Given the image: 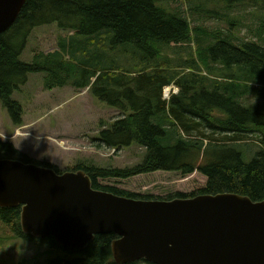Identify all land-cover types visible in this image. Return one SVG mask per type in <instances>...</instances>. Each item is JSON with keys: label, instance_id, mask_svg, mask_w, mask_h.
<instances>
[{"label": "trees", "instance_id": "obj_1", "mask_svg": "<svg viewBox=\"0 0 264 264\" xmlns=\"http://www.w3.org/2000/svg\"><path fill=\"white\" fill-rule=\"evenodd\" d=\"M215 1L187 0L186 7H171L169 0H26L13 25L0 33V102L15 124L22 123L14 95L30 75L41 73L47 89H89L94 98L118 110V117L99 131L98 145L114 151L138 145L145 155L131 168L81 162L70 170H84L95 189L137 199L238 193L262 201L264 0H252L256 10L251 16L245 15L248 0H219L223 13L210 6ZM203 16L226 23L227 29L217 34L206 30ZM50 23L70 35L59 37L55 50L23 61L32 30ZM243 26L251 38L240 35L237 28ZM166 87L172 88L168 98ZM0 159L65 172L1 139ZM157 171L183 177L199 172L206 183L166 197L140 196L101 183ZM21 211V206H0V219L21 240L47 246L52 256L45 264H119L112 252L117 235L99 234L85 249L69 248L53 237L24 232ZM141 262L151 264H128Z\"/></svg>", "mask_w": 264, "mask_h": 264}, {"label": "water", "instance_id": "obj_2", "mask_svg": "<svg viewBox=\"0 0 264 264\" xmlns=\"http://www.w3.org/2000/svg\"><path fill=\"white\" fill-rule=\"evenodd\" d=\"M26 0H0V33ZM0 206H21L24 232L85 249L115 234L119 264H264V200L238 193L137 199L93 187L84 170L0 159Z\"/></svg>", "mask_w": 264, "mask_h": 264}, {"label": "rangeland", "instance_id": "obj_3", "mask_svg": "<svg viewBox=\"0 0 264 264\" xmlns=\"http://www.w3.org/2000/svg\"><path fill=\"white\" fill-rule=\"evenodd\" d=\"M169 2L171 7H186L187 4V0ZM247 3L245 15L251 16V10H256V7H252L255 5L252 0ZM210 6L219 9L221 13L225 11L223 2L219 0ZM209 15L207 12V16ZM207 16H203L204 25L201 24L206 30L217 34L220 28L227 29L226 23ZM192 27H195V24H192ZM237 30L242 36H253L247 26ZM68 32L57 23L35 27L22 54L23 61H29L36 52L48 53L55 50L58 38L70 35ZM195 36L196 30L192 33L194 40ZM192 48L195 53L197 44L193 43ZM171 91V87H166L164 98H168ZM14 98L21 104L22 123L15 124L8 110L0 102V139L12 142L21 152L36 161L49 162L61 171H70L81 162L131 168L140 164L145 155L144 148L138 145L120 151L98 145L99 131L113 122L119 111L94 98L89 89L77 90L72 86H64L50 90L45 88L43 75L39 73L30 75L27 84L15 93ZM253 154L254 152L247 154V160H250ZM101 183L113 184L140 196L166 197L175 192L196 191L205 185L206 177L199 172L183 177L177 172L157 171L126 180H103ZM12 229V225L5 224L0 219V262L45 264L52 256V251L47 246L21 240Z\"/></svg>", "mask_w": 264, "mask_h": 264}, {"label": "clouds", "instance_id": "obj_4", "mask_svg": "<svg viewBox=\"0 0 264 264\" xmlns=\"http://www.w3.org/2000/svg\"><path fill=\"white\" fill-rule=\"evenodd\" d=\"M37 147H39V142L37 143Z\"/></svg>", "mask_w": 264, "mask_h": 264}]
</instances>
